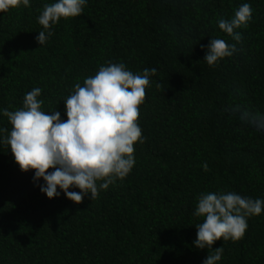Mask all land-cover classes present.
<instances>
[{
	"label": "trees",
	"instance_id": "trees-1",
	"mask_svg": "<svg viewBox=\"0 0 264 264\" xmlns=\"http://www.w3.org/2000/svg\"><path fill=\"white\" fill-rule=\"evenodd\" d=\"M56 2L0 12V264H203L221 246L217 264H264V210L237 241L194 244L202 194L264 200V0H86L39 45L38 16ZM245 3L252 19L237 43L218 21ZM215 38L237 51L209 66ZM109 63L157 70L139 106L134 166L93 200L76 204L59 188L49 199L3 143L12 127L4 110L39 88L41 110L66 121L75 84Z\"/></svg>",
	"mask_w": 264,
	"mask_h": 264
},
{
	"label": "clouds",
	"instance_id": "clouds-1",
	"mask_svg": "<svg viewBox=\"0 0 264 264\" xmlns=\"http://www.w3.org/2000/svg\"><path fill=\"white\" fill-rule=\"evenodd\" d=\"M28 7L30 0H0V12ZM86 0H58L46 4L38 16L43 27L36 37L39 45L45 44L53 34L50 29L61 18L82 14ZM252 19L250 4L245 3L235 11L231 20L220 19V30L241 41L236 31L246 27ZM237 51L236 43L211 39L204 60L209 66L230 57ZM156 69H144L142 74L126 70L124 64L101 66L94 76L84 80L83 86L75 84L74 92L65 100L67 120L59 111L51 114L41 110L42 100L37 98L41 89L34 88L16 111L4 110L11 131L3 143L8 145L16 164L22 172L34 171V182L43 179L40 191L49 199L65 196L80 204L85 196L95 199L99 189H107L117 179L123 180L135 163L134 145L142 141L139 127V106L146 98V88ZM205 171L207 164L203 165ZM49 169L54 171L49 172ZM97 181H102L97 186ZM71 187L80 191H69ZM264 210V200L244 198L236 193H207L198 200L194 215L204 217L196 225L199 249H210L218 240L237 241L247 229V217L259 215ZM223 247L208 254L203 264H217Z\"/></svg>",
	"mask_w": 264,
	"mask_h": 264
}]
</instances>
